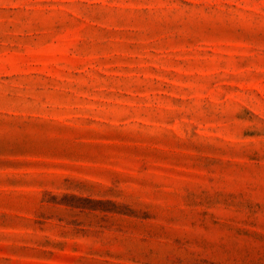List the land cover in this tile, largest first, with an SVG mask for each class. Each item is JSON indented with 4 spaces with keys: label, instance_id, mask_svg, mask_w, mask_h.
<instances>
[{
    "label": "rangeland",
    "instance_id": "1",
    "mask_svg": "<svg viewBox=\"0 0 264 264\" xmlns=\"http://www.w3.org/2000/svg\"><path fill=\"white\" fill-rule=\"evenodd\" d=\"M0 264H264V0H0Z\"/></svg>",
    "mask_w": 264,
    "mask_h": 264
}]
</instances>
